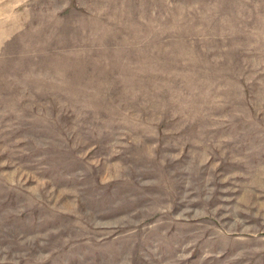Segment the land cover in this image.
<instances>
[{
  "label": "rangeland",
  "instance_id": "374dc122",
  "mask_svg": "<svg viewBox=\"0 0 264 264\" xmlns=\"http://www.w3.org/2000/svg\"><path fill=\"white\" fill-rule=\"evenodd\" d=\"M0 264H264V0H0Z\"/></svg>",
  "mask_w": 264,
  "mask_h": 264
}]
</instances>
